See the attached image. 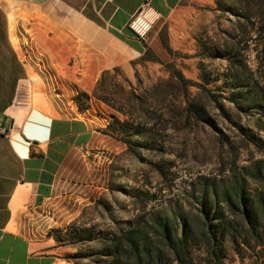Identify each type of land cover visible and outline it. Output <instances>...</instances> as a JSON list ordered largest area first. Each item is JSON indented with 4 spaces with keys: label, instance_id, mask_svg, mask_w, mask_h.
<instances>
[{
    "label": "rangeland",
    "instance_id": "374dc122",
    "mask_svg": "<svg viewBox=\"0 0 264 264\" xmlns=\"http://www.w3.org/2000/svg\"><path fill=\"white\" fill-rule=\"evenodd\" d=\"M229 7L240 15L248 13L237 0H181L149 46L159 60L140 58L130 74L123 69L114 74L118 88L145 97L156 129L153 144L129 149L110 135L114 139L108 148L85 151L77 175L48 207L45 223L52 225V231L77 226L93 227L98 233L133 218L142 207L170 212L195 203L205 183L228 184L243 167L264 159V114L253 107L255 102L264 103V36L255 34V20L241 18L240 26L239 15ZM229 57L247 63L239 71L240 79ZM173 68L204 87L190 86L187 100L176 98V89L170 91L163 83ZM54 81L60 83L57 76ZM94 88L75 92L56 86V91L65 95L66 104L73 102L79 111L89 110L109 123L113 115L121 120L129 117L96 98ZM123 94L111 98L123 103ZM192 100L207 120L186 110ZM247 185L253 188L257 183L248 178ZM96 238L69 245L71 253L95 250L100 240ZM247 252L242 262L231 252L230 263L264 264V247L256 248L255 254ZM76 261L93 263L85 258Z\"/></svg>",
    "mask_w": 264,
    "mask_h": 264
},
{
    "label": "crops",
    "instance_id": "0c3cea01",
    "mask_svg": "<svg viewBox=\"0 0 264 264\" xmlns=\"http://www.w3.org/2000/svg\"><path fill=\"white\" fill-rule=\"evenodd\" d=\"M144 1L0 0V264H76L45 223L48 207L84 152L114 138L56 86L88 91L106 69L130 74L181 2L149 0L159 19L144 41L128 26Z\"/></svg>",
    "mask_w": 264,
    "mask_h": 264
},
{
    "label": "trees",
    "instance_id": "16d2710c",
    "mask_svg": "<svg viewBox=\"0 0 264 264\" xmlns=\"http://www.w3.org/2000/svg\"><path fill=\"white\" fill-rule=\"evenodd\" d=\"M237 1L247 9V14L240 15L231 7L227 10L239 15L240 26L241 18L255 20V34L264 36V0ZM230 36L235 38L236 35L230 33ZM250 36L252 38L254 34ZM141 58L159 60L150 47ZM229 62L237 69L235 77L240 79L239 71H244L242 68H247V63L233 57H229ZM120 69L104 70L93 91L96 98L129 116L121 120L113 115L106 132L126 143L129 149L136 145L150 148L156 129L145 105L148 103L133 89L118 88L113 82L114 74L120 73ZM172 70L171 77L163 83L168 84L170 91L176 89V98L187 100L190 86L204 87L187 79L180 69ZM125 80L130 82L128 78ZM121 92L124 93L123 103L111 98ZM233 101L238 102L239 98H233ZM185 106L199 119L207 120L203 109H199L193 100ZM253 107L264 114V103L255 102ZM248 178L257 185L249 187ZM199 192L195 203L173 208L170 212L162 209L147 211L142 207L133 218L105 231L95 233L93 227L68 226L55 229L53 234L59 243L75 246L93 242L99 236V246L95 250L78 249L67 255L76 264H81L76 261L78 258L92 259L91 264H231V252L242 262L248 255L247 250L255 254L256 248L264 247V159L253 167H243V171L228 184L219 187L205 183Z\"/></svg>",
    "mask_w": 264,
    "mask_h": 264
},
{
    "label": "built area",
    "instance_id": "2783aa9c",
    "mask_svg": "<svg viewBox=\"0 0 264 264\" xmlns=\"http://www.w3.org/2000/svg\"><path fill=\"white\" fill-rule=\"evenodd\" d=\"M158 19V12L151 5L149 0H145L137 11L131 15L128 21V26L137 37L147 41L149 34Z\"/></svg>",
    "mask_w": 264,
    "mask_h": 264
}]
</instances>
